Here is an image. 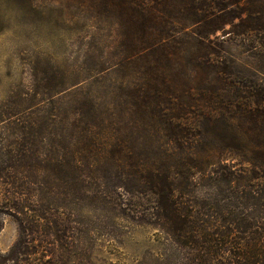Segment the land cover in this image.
<instances>
[{
	"label": "trees",
	"instance_id": "16d2710c",
	"mask_svg": "<svg viewBox=\"0 0 264 264\" xmlns=\"http://www.w3.org/2000/svg\"><path fill=\"white\" fill-rule=\"evenodd\" d=\"M87 1L119 36L94 79L47 62L0 104V230L19 228L4 262L103 205L190 264H264V0Z\"/></svg>",
	"mask_w": 264,
	"mask_h": 264
},
{
	"label": "rangeland",
	"instance_id": "374dc122",
	"mask_svg": "<svg viewBox=\"0 0 264 264\" xmlns=\"http://www.w3.org/2000/svg\"><path fill=\"white\" fill-rule=\"evenodd\" d=\"M84 1L0 0V104L14 92L34 89L39 79L33 76L34 68L47 62L67 69L71 81L94 79L98 58L107 49L113 52L119 36L116 28L100 21L91 4ZM231 53L247 57L235 45ZM83 208L73 210L74 222L69 225L75 236L66 241L69 244L35 240L29 247L37 253L22 256L14 264L191 263L184 257L185 250L159 229L116 218L103 205ZM3 220L0 255H7L18 240L19 228L13 216L6 215ZM53 248H58L57 256L52 254ZM0 264L11 263L0 256Z\"/></svg>",
	"mask_w": 264,
	"mask_h": 264
}]
</instances>
